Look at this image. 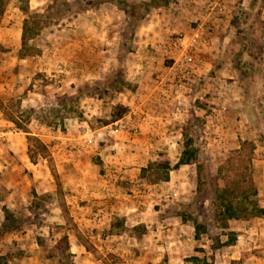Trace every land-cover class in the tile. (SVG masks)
<instances>
[{"label": "rangeland", "instance_id": "obj_1", "mask_svg": "<svg viewBox=\"0 0 264 264\" xmlns=\"http://www.w3.org/2000/svg\"><path fill=\"white\" fill-rule=\"evenodd\" d=\"M124 1L152 4L9 0L0 16V176L23 156L17 186L0 188V264H264V218L216 249L194 223L211 209L209 171L244 142L264 205V119L247 118L241 86L218 70L226 44L189 47L202 25L229 32L247 0ZM120 105L130 117L117 124ZM189 139L199 186L187 172L165 180Z\"/></svg>", "mask_w": 264, "mask_h": 264}, {"label": "trees", "instance_id": "obj_2", "mask_svg": "<svg viewBox=\"0 0 264 264\" xmlns=\"http://www.w3.org/2000/svg\"><path fill=\"white\" fill-rule=\"evenodd\" d=\"M9 0H0V16L3 14ZM113 2V0H110ZM151 2H155L151 1ZM119 6L125 3L126 6L134 7L140 5H150L148 1H143L139 5L129 4L124 0H117ZM257 3V4H256ZM261 3V4H259ZM247 11L244 13H237L231 22L229 32L226 36V42L232 40L239 44L240 48L235 54L233 64L240 76V83L243 88L246 108L249 119L257 126L259 118L264 119V40L260 45L255 43L256 37H251L247 34L248 28L252 25L249 18L251 17V10L258 4L259 15V30L264 34V20L262 19V10L264 8V0L260 2L257 0H247L245 2ZM143 6V7H144ZM240 6L238 5V8ZM243 4L241 10H246ZM121 8V7H120ZM239 10V9H238ZM250 11V12H248ZM236 35L240 36L237 38ZM256 44V45H255ZM220 66V64H218ZM116 118L123 117L129 108L124 105L117 107ZM255 121V122H254ZM262 137L264 138V128H262ZM188 137L186 136V139ZM192 139L185 143L184 149L179 160L172 166L167 164L165 167L170 169L186 170L190 173L191 178L199 184L201 177H195V174L201 165L199 164V157L196 148H192ZM253 145L251 142H244L242 147L227 153V158L223 165L216 167L214 171H209L207 175L210 178L207 180L210 184L211 190V209L205 219L195 220V237L197 239L207 236L213 240L214 249L229 244L235 233L232 231L241 226L243 221H255L264 218V205L258 204L256 198L258 195V188L255 186L253 174H248L244 171L243 165H248L253 162ZM247 150V151H246ZM246 151V152H245ZM169 172H166L165 180L169 179ZM199 188V187H198ZM201 190V189H200ZM6 209L4 208V211ZM63 212L67 213L66 205L62 206ZM7 211V210H6ZM8 219V222H7ZM13 221L9 222V216L6 215L5 221L2 224L3 230H12L15 228ZM231 230V231H229ZM230 239L226 242L221 239L223 234L227 232ZM215 233V235H214ZM232 236V237H231ZM216 241V244H215Z\"/></svg>", "mask_w": 264, "mask_h": 264}, {"label": "crops", "instance_id": "obj_3", "mask_svg": "<svg viewBox=\"0 0 264 264\" xmlns=\"http://www.w3.org/2000/svg\"><path fill=\"white\" fill-rule=\"evenodd\" d=\"M261 17L264 20V11L262 12ZM227 33H228L227 30H225L223 32L218 31L216 29L213 30V31H211V30H209V27L208 26L202 25L201 28L195 30V32L193 33V35L190 37L191 38V42L189 44V47H191L193 45H198V44L201 43V44H203L205 46V49H206V51H208L209 54L211 52H213V51H216L217 52V47L215 45H217V43H218V51H219V49L222 48V45H224V43L226 42L225 39H226ZM181 40L184 41V44L187 43V39H185V38L183 39L182 38ZM199 41H200V43H199ZM226 45H227L228 51L226 53H224L223 56H224V59L225 60H224L223 64L218 68V70H222L223 68H228L230 70V72L232 73V76L231 77L234 78L233 83L239 84L241 86L239 73H238V71L236 70V68H235V66L233 64V60L235 58V54L239 50L240 46H239V44L237 42L232 41V40L228 41ZM151 49L153 50V48H151ZM152 54L153 53H146L145 54V57H144L145 62H142V63L153 62L156 58H153L152 59ZM220 54L221 53H219V56H220ZM221 56H222V54H221ZM263 60H264V53H263ZM241 88H242V86H241ZM242 90H243V88H242ZM242 93H243V99L245 100L244 92H242ZM244 103H242L243 110L245 111V114H246L247 118L249 119L248 113H247V108H246V102H244ZM127 117H130V114L125 115L124 117L119 118L118 120H116L115 123H119L120 121L123 122V121L126 120ZM112 124H113V122L110 123V124H108V125L103 126L101 129H107L109 127H113ZM1 144L6 147L7 145H9V142H6V143L5 142H2ZM0 148L2 149L3 147L0 146ZM11 149H13V148L11 147ZM18 153L19 152L16 151V149H15V155H14V162H15V164H11V162L10 163H7V164L6 163H3V162L1 163V164H3L2 166L6 170L3 168V174H2V176H0V188L6 187L8 190H13L14 187L17 186V183H15V179L12 178V176H10V175H12V172L15 169L18 171L17 173L19 174L20 173V169L22 168V163H20V160L23 159V156L21 157L22 159H20L19 158V155H21V154H18ZM198 162H200V161H198ZM31 164L34 167L36 166L35 163H31ZM12 165H13V167H11ZM24 165H27V163H24ZM173 172H178V173L187 172L188 175H190V173L188 171H186V170H178V169H175L173 171L170 170L169 177H170V173H171V177L173 176ZM170 182H171V180H170ZM173 191L176 192V189H173ZM3 222H2V224H3ZM179 240L180 241L181 240H184V234L183 233H180L179 234ZM225 245H230V244H227L226 243Z\"/></svg>", "mask_w": 264, "mask_h": 264}, {"label": "built area", "instance_id": "obj_4", "mask_svg": "<svg viewBox=\"0 0 264 264\" xmlns=\"http://www.w3.org/2000/svg\"><path fill=\"white\" fill-rule=\"evenodd\" d=\"M121 126H122V128H126L127 127V125L125 123H122Z\"/></svg>", "mask_w": 264, "mask_h": 264}]
</instances>
